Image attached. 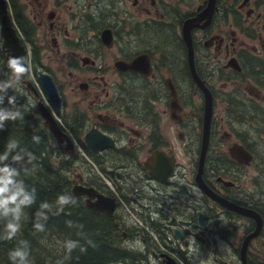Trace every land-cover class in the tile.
Instances as JSON below:
<instances>
[{
    "label": "flooded vegetation",
    "instance_id": "obj_1",
    "mask_svg": "<svg viewBox=\"0 0 264 264\" xmlns=\"http://www.w3.org/2000/svg\"><path fill=\"white\" fill-rule=\"evenodd\" d=\"M5 1L26 52L21 104L53 138L71 196L142 263L264 264V0H213L210 14L208 0ZM186 25L212 96L206 143ZM74 189L113 200L112 215Z\"/></svg>",
    "mask_w": 264,
    "mask_h": 264
},
{
    "label": "trees",
    "instance_id": "obj_2",
    "mask_svg": "<svg viewBox=\"0 0 264 264\" xmlns=\"http://www.w3.org/2000/svg\"><path fill=\"white\" fill-rule=\"evenodd\" d=\"M0 64V113H20L15 120L0 122V156L5 155L9 142L17 144L0 168L7 165L14 170L13 185L32 201L22 206L19 219L0 208V264H20L19 258H10L16 250L25 254L24 264H146L140 254L121 246V235L109 219L87 210L71 196L67 165L58 164L52 153L53 138L31 109L21 104L19 78L15 85L6 76L10 68L3 60ZM13 157L19 160L13 161ZM60 196L75 203L61 210ZM45 204L47 208L42 207ZM10 222L18 224L19 230L8 238ZM69 243L76 244L71 251Z\"/></svg>",
    "mask_w": 264,
    "mask_h": 264
},
{
    "label": "water",
    "instance_id": "obj_3",
    "mask_svg": "<svg viewBox=\"0 0 264 264\" xmlns=\"http://www.w3.org/2000/svg\"><path fill=\"white\" fill-rule=\"evenodd\" d=\"M208 8L205 10L206 13L210 14L212 11L213 6V0H208ZM191 26L190 23H187ZM189 25L185 26L183 36L188 46L189 51V63H190V71L192 76L195 78L197 85L200 87L204 94V103H205V110H204V143L208 140V133H209V124L211 119V108H212V96L208 89L201 84L198 79L196 78L193 64H192V47H191V40L189 37ZM0 40H1V51L2 53L7 57L10 58L11 61L15 60L18 61L20 66L25 68L26 70V52L24 45L22 44V41L19 39L18 34L16 32V29L12 25L10 15L8 12V7L5 0H0ZM39 82L42 86L43 91L45 92L46 96L50 101L58 100V95L56 88L51 81V79L48 76L40 75ZM38 110L44 119V124L48 127L49 132L52 134L54 139L60 143L63 144L66 148V150H69L70 148V142L69 140L62 135L59 130L56 127V124L52 118V116L49 114V112L46 110V108L42 105H38ZM88 142V140L86 139ZM88 192H94L92 190L83 189V191L79 190L76 191V189L73 190L74 195H87L89 198H92L90 196H97V200L94 203H89V200H87V206L90 209L98 210V211H104L107 213L108 216L112 215V211L114 208L113 200L104 198L103 196L95 194L90 195Z\"/></svg>",
    "mask_w": 264,
    "mask_h": 264
},
{
    "label": "clouds",
    "instance_id": "obj_4",
    "mask_svg": "<svg viewBox=\"0 0 264 264\" xmlns=\"http://www.w3.org/2000/svg\"><path fill=\"white\" fill-rule=\"evenodd\" d=\"M8 66L16 76H19V74L25 72V68L21 67L18 61L12 60L9 62ZM19 116V112L9 114L0 113V122H2L4 119L15 120ZM34 141L39 142V137H34ZM15 147H17L16 142L12 141L8 143L5 155L0 156V163H3L5 161L8 151ZM17 160H19V157H13V161ZM13 175H15L14 170L10 169L7 165L3 168H0V208H3L5 212L15 213L16 218L19 219V213L22 206L29 204L32 201L30 197L24 195L21 190L17 189L13 185V181L11 179ZM69 203H75V201L67 196L58 197V204L61 206V210L64 205H67ZM42 207L47 208L48 205L45 204ZM7 227L9 231L8 238L14 236L15 233L19 230V225L16 223L10 222ZM88 243L91 244L92 242L88 241ZM74 247H76V244L74 243H69L67 245L69 251H71V249ZM81 251H85V249L81 248ZM24 256L25 254L20 250H16L10 253V258L13 260L19 258L20 264H24Z\"/></svg>",
    "mask_w": 264,
    "mask_h": 264
},
{
    "label": "rangeland",
    "instance_id": "obj_5",
    "mask_svg": "<svg viewBox=\"0 0 264 264\" xmlns=\"http://www.w3.org/2000/svg\"><path fill=\"white\" fill-rule=\"evenodd\" d=\"M0 45H1V42H0ZM1 49V48H0ZM3 60V57H2V53H1V51H0V62ZM4 64L5 65H7V67L9 68V61L8 62H6V61H4ZM0 66H1V64H0ZM10 70V72H8V74L6 75V76H8L9 77V80L12 82H14V81H17V78H16V76H15V74H13V72H12V70L11 69H9ZM14 84L16 85V83L14 82ZM18 94H19V92H18ZM125 243H122V241H121V246L122 247H124V248H126V249H129V250H131V247H132V241L129 239V240H127V241H124ZM210 261V262H209ZM208 262H207V264H213L212 263V261L211 260H209ZM202 264H205L204 262L202 263Z\"/></svg>",
    "mask_w": 264,
    "mask_h": 264
},
{
    "label": "bare ground",
    "instance_id": "obj_6",
    "mask_svg": "<svg viewBox=\"0 0 264 264\" xmlns=\"http://www.w3.org/2000/svg\"><path fill=\"white\" fill-rule=\"evenodd\" d=\"M17 96H18V98L20 99V96H19V94H17ZM17 98V101H19V99ZM21 100V99H20ZM91 197V196H90ZM88 207V206H87Z\"/></svg>",
    "mask_w": 264,
    "mask_h": 264
}]
</instances>
